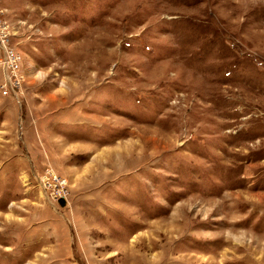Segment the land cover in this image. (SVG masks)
Listing matches in <instances>:
<instances>
[{
	"label": "rangeland",
	"instance_id": "1",
	"mask_svg": "<svg viewBox=\"0 0 264 264\" xmlns=\"http://www.w3.org/2000/svg\"><path fill=\"white\" fill-rule=\"evenodd\" d=\"M0 11V264H264V0Z\"/></svg>",
	"mask_w": 264,
	"mask_h": 264
},
{
	"label": "built area",
	"instance_id": "2",
	"mask_svg": "<svg viewBox=\"0 0 264 264\" xmlns=\"http://www.w3.org/2000/svg\"><path fill=\"white\" fill-rule=\"evenodd\" d=\"M13 37L14 29L2 18V12L0 11V95L15 100V98H19L24 79L23 74H21L23 56L20 51L11 45ZM38 182L46 201L55 203L58 199L64 198V195L59 191L56 195L49 194L50 197L46 194L45 183H48V190L51 187L64 190L65 181L62 179L57 178L48 171L42 180L38 176Z\"/></svg>",
	"mask_w": 264,
	"mask_h": 264
},
{
	"label": "crops",
	"instance_id": "3",
	"mask_svg": "<svg viewBox=\"0 0 264 264\" xmlns=\"http://www.w3.org/2000/svg\"><path fill=\"white\" fill-rule=\"evenodd\" d=\"M11 99V98H10Z\"/></svg>",
	"mask_w": 264,
	"mask_h": 264
}]
</instances>
